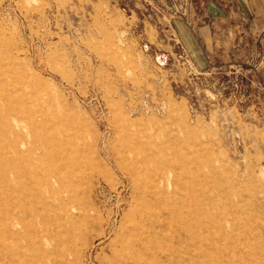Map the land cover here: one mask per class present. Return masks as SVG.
<instances>
[{
  "label": "rangeland",
  "instance_id": "374dc122",
  "mask_svg": "<svg viewBox=\"0 0 264 264\" xmlns=\"http://www.w3.org/2000/svg\"><path fill=\"white\" fill-rule=\"evenodd\" d=\"M0 264H264V0H0Z\"/></svg>",
  "mask_w": 264,
  "mask_h": 264
},
{
  "label": "bare ground",
  "instance_id": "6f19581e",
  "mask_svg": "<svg viewBox=\"0 0 264 264\" xmlns=\"http://www.w3.org/2000/svg\"><path fill=\"white\" fill-rule=\"evenodd\" d=\"M21 99V98H20ZM20 99H18V101L20 100ZM11 100V99H10ZM27 103V102H26ZM16 104V103H15ZM25 106V105H24ZM41 108H43V107H41ZM2 109V108H1ZM13 109V108H12ZM28 109V108H27ZM43 110V109H42ZM41 110V112L40 113H42L43 111ZM11 111V110H10ZM28 111H30V110H28ZM28 111H26L27 112V114H28ZM37 111H38V109H37ZM45 111V110H44ZM19 112V111H18ZM31 112H32V110H31ZM31 112H29V114L31 113ZM39 113V112H38ZM12 114V113H11ZM25 114V113H24ZM32 114V113H31ZM36 114H37V112H36ZM7 115H8V113H7ZM45 115V114H44ZM25 116H27V115H25ZM47 116V115H46ZM17 117L19 118V116L17 115ZM40 117H42V116H40ZM44 117V116H43ZM43 117H42V120H43ZM8 118V117H7ZM35 118H37V117H35ZM28 119V118H27ZM26 119V120H27ZM46 119H48V118H46ZM6 120H8V119H6ZM19 120H20V118H19ZM30 120V119H29ZM33 120H34V118H33ZM44 120H45V118H44ZM43 120V121H44ZM5 121V120H4ZM42 121V122H43ZM13 122V121H12ZM24 122V121H23ZM35 122V121H34ZM36 122H37V120H36ZM6 123V122H5ZM29 123V122H28ZM9 124V123H8ZM35 124V123H34ZM40 124V123H39ZM42 125V124H41ZM19 126H21V125H19ZM31 126H33V124L31 125ZM37 126V125H36ZM44 126V125H43ZM9 127H11V126H9ZM14 127V126H13ZM22 127H23V125H22ZM35 127V126H34ZM38 127V126H37ZM42 127V126H41ZM7 128V127H6ZM21 128V127H20ZM19 128V129H20ZM36 128V127H35ZM43 128V127H42ZM8 129V128H7ZM10 129V128H9ZM13 131V130H12ZM17 132H19V130L17 131ZM13 134V133H12ZM16 136V135H15ZM10 138V137H9ZM74 138V137H73ZM11 139V138H10ZM16 139H19V138H16ZM20 139H22V138H20ZM10 143H11V141H10ZM9 143V144H10ZM18 144V143H17ZM12 146V145H11ZM13 148H15V147H13ZM11 150H13V149H11ZM16 150V149H15ZM17 151H18V149H17ZM16 152V151H15ZM22 152V151H21ZM20 153V152H19ZM18 153V154H19ZM11 154V153H10ZM14 154V153H13ZM17 167V166H16ZM22 167V166H21ZM23 170V169H22ZM25 171V170H24ZM23 173V172H22ZM18 174V173H17ZM16 174V175H17ZM23 175V174H22ZM8 176V175H7ZM17 180H19V179H17Z\"/></svg>",
  "mask_w": 264,
  "mask_h": 264
},
{
  "label": "crops",
  "instance_id": "0c3cea01",
  "mask_svg": "<svg viewBox=\"0 0 264 264\" xmlns=\"http://www.w3.org/2000/svg\"><path fill=\"white\" fill-rule=\"evenodd\" d=\"M235 1H239V0H235Z\"/></svg>",
  "mask_w": 264,
  "mask_h": 264
}]
</instances>
